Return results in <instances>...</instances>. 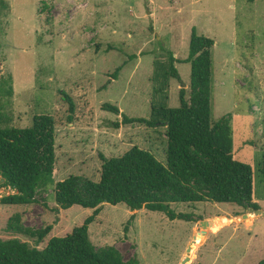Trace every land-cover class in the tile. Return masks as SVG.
Returning a JSON list of instances; mask_svg holds the SVG:
<instances>
[{
  "label": "rangeland",
  "instance_id": "obj_1",
  "mask_svg": "<svg viewBox=\"0 0 264 264\" xmlns=\"http://www.w3.org/2000/svg\"><path fill=\"white\" fill-rule=\"evenodd\" d=\"M0 17V78L11 94L0 92V125L24 128L33 115L55 120L54 183L70 175L100 178L102 158L120 156L132 146L166 162L165 127L124 124L149 118L153 62L189 52L192 29L214 41L211 121L231 118L232 155L251 165L253 198L264 211L259 164L264 152V0H4ZM166 105L189 92L190 64L175 62ZM71 98L72 112L65 96ZM118 107L115 114L102 108ZM115 123H118L115 126ZM12 193L0 187V197ZM36 202L0 203V240L18 238L43 248L93 215V209L60 208L53 185ZM190 220L170 219L145 208L104 203L88 224L96 247L115 246L124 260L139 264H179L200 221L226 216L230 223L206 231L186 264H258L264 259V215L227 203H171ZM247 213L248 216L243 215ZM34 229L51 225L40 243L8 227L14 216ZM252 218L248 221V217ZM131 216H133L131 218ZM216 224L213 226L215 227Z\"/></svg>",
  "mask_w": 264,
  "mask_h": 264
},
{
  "label": "trees",
  "instance_id": "obj_2",
  "mask_svg": "<svg viewBox=\"0 0 264 264\" xmlns=\"http://www.w3.org/2000/svg\"><path fill=\"white\" fill-rule=\"evenodd\" d=\"M7 9L8 4L0 0V17ZM213 44L211 38L192 29L186 58L177 59L167 51V60L153 62L150 117L130 118L122 114L124 124L137 122L165 127V164L150 151L132 146L120 156L102 158L98 181L70 175L54 183V117L47 113L35 114L31 124L24 128L0 125V187L12 191L0 197L1 204L34 203L39 190L53 185L54 200L60 208L79 205L93 209V215L80 226L63 236L51 237L43 248L31 246L18 238L0 240V264H139L135 258L124 260L115 246L96 248L89 239L88 224L104 203H124L130 210L145 208L162 212L170 219L182 220L190 219L185 214H176L170 208L171 203L209 201L243 209L259 208L252 201L251 165L234 159L232 155L230 116L211 121ZM175 62L190 64L189 92L180 88L178 106L168 107L169 80L180 79ZM9 80L10 77L0 78V92L5 95L11 94V87H4ZM65 99L72 112L71 98L66 95ZM102 108L119 113L118 107L112 104L106 103ZM259 166L264 198V152ZM251 218L252 215L246 221ZM220 223H230V219L224 215L215 217L203 229L216 230ZM8 227L33 238L36 243L43 241L51 230V225L37 229L24 226L17 215ZM199 231L194 230L189 260L204 240ZM258 264H264V259Z\"/></svg>",
  "mask_w": 264,
  "mask_h": 264
},
{
  "label": "water",
  "instance_id": "obj_3",
  "mask_svg": "<svg viewBox=\"0 0 264 264\" xmlns=\"http://www.w3.org/2000/svg\"><path fill=\"white\" fill-rule=\"evenodd\" d=\"M4 195V194H3ZM3 195H1V196H3ZM247 213H253V214H257V215H264V211L263 210H261L260 208H256V209H254V208H252V207H248L247 208ZM247 213H245L243 216L244 217H246L248 214ZM208 222V220L207 219H203V220H201L200 221V225H201V230L199 231L200 232V234L201 235H204L205 234V230L203 229L205 226H206V223ZM195 236L193 235V237H192V239H191V241H190V243L188 244V246H187V248H186V256H184L182 259H181V261H180V263L179 264H186V262H188L189 261V254H190V250H191V244L192 243H194V238Z\"/></svg>",
  "mask_w": 264,
  "mask_h": 264
}]
</instances>
